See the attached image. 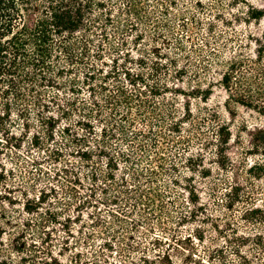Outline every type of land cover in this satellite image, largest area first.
Segmentation results:
<instances>
[{
    "label": "trees",
    "instance_id": "trees-1",
    "mask_svg": "<svg viewBox=\"0 0 264 264\" xmlns=\"http://www.w3.org/2000/svg\"><path fill=\"white\" fill-rule=\"evenodd\" d=\"M121 1L0 0V134L15 148L29 140L31 148L48 150L56 163L65 152L82 161L84 171H63L80 222L84 211L92 220L87 243L95 236L105 240L109 250L119 248L125 263L140 252L133 232L168 217L169 205L175 207L178 196L171 185H180L179 163L195 140L185 128L191 112L178 116L169 97L177 92L170 81H181L186 69L178 59L164 63L167 56L158 47L141 49L147 38L171 45L153 14L169 13L175 1ZM31 11L33 25L26 23ZM253 18L261 24L264 12L255 9ZM186 39L192 42L193 36ZM175 41L185 52L184 41ZM252 43L251 53L237 55L222 80L227 91L237 87V103L264 116V33ZM198 92L206 99L211 94ZM215 132L228 144L224 126ZM52 144L59 147L51 149ZM173 148L179 150L175 161ZM20 192L27 213L40 211L46 202L47 191L36 197L30 190ZM139 260L155 264L147 255ZM159 263L173 264L170 254Z\"/></svg>",
    "mask_w": 264,
    "mask_h": 264
},
{
    "label": "rangeland",
    "instance_id": "rangeland-1",
    "mask_svg": "<svg viewBox=\"0 0 264 264\" xmlns=\"http://www.w3.org/2000/svg\"><path fill=\"white\" fill-rule=\"evenodd\" d=\"M173 1L169 13L153 14L171 45L147 38L141 49L154 52L158 47L168 57L164 63L178 59L187 71L181 81H170L177 91L169 94L170 101L178 116L191 112L185 128L195 140L179 163L180 185H171L178 196L175 207L169 205L168 217L140 225L133 232L140 252L132 261L120 262L118 247L109 250L96 236L87 243L92 220L84 211L80 222L78 202L69 199L71 183L63 169L84 171L82 161L65 152L56 163L48 150L31 148L29 140L15 148L0 134V264H142L143 255L160 264L165 253L173 264H264V116L237 103V87L227 91L222 80L237 55L251 53L252 39L264 33V18L261 24L253 18L255 9L264 12V0ZM35 19L31 11L26 23L33 25ZM113 39L118 43V35ZM176 39L184 41L185 52L176 47ZM198 89L211 93L209 98ZM220 126L229 133L228 144L215 132ZM15 135L20 138L22 133ZM178 153L172 149L171 161ZM256 163L261 168H253ZM21 189L30 190L31 197L47 191L40 211L26 212ZM101 207L104 213L106 207Z\"/></svg>",
    "mask_w": 264,
    "mask_h": 264
}]
</instances>
